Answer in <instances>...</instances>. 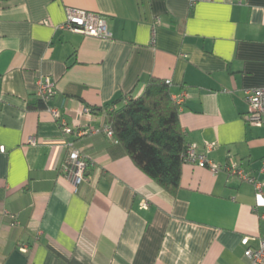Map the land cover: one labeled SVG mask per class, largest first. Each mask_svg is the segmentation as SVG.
<instances>
[{
	"label": "crops",
	"instance_id": "0c3cea01",
	"mask_svg": "<svg viewBox=\"0 0 264 264\" xmlns=\"http://www.w3.org/2000/svg\"><path fill=\"white\" fill-rule=\"evenodd\" d=\"M67 9L101 15L111 37L58 29ZM39 77L53 83L42 108ZM152 79L169 81L172 100L186 95V144L210 146L219 167L184 164L174 196L104 132L105 106ZM260 87L264 0H0V264H251L244 251L264 237V128L247 125L244 91ZM66 142L88 165L77 187ZM230 162L263 194L228 175Z\"/></svg>",
	"mask_w": 264,
	"mask_h": 264
},
{
	"label": "trees",
	"instance_id": "16d2710c",
	"mask_svg": "<svg viewBox=\"0 0 264 264\" xmlns=\"http://www.w3.org/2000/svg\"><path fill=\"white\" fill-rule=\"evenodd\" d=\"M45 104L39 100L32 107ZM104 110L113 138L123 145L133 163L174 196L188 146L178 119L179 106L171 99L168 85L152 79L140 97L115 99ZM96 111L101 109H91Z\"/></svg>",
	"mask_w": 264,
	"mask_h": 264
},
{
	"label": "built area",
	"instance_id": "2783aa9c",
	"mask_svg": "<svg viewBox=\"0 0 264 264\" xmlns=\"http://www.w3.org/2000/svg\"><path fill=\"white\" fill-rule=\"evenodd\" d=\"M57 28L89 37H111L106 21L101 15L78 9H67L66 21ZM164 84L169 85V81H165ZM52 95L53 83L47 78L39 77L36 82L35 96L39 100L47 103ZM185 97L186 95L183 93L180 97L174 98L173 101L179 105L183 102ZM244 101L248 107V113L245 115L247 125L264 128V87L245 90ZM48 111L55 121L61 120L59 110L48 109ZM60 123L62 125V133L64 135L72 133V130L67 127L63 120ZM104 132L108 138H113L112 130L109 126L104 128ZM29 142L34 144L35 140L32 138ZM64 147L67 152V157L65 159L63 169L67 173L68 177H70L74 182V186L77 187L85 181V173L88 165L86 161L80 157V153L74 148L72 142H66ZM210 151V146L205 148L204 153H198L196 148L192 145L188 146L185 153L184 163L206 167L215 173L219 170V167L208 160L207 154ZM4 152L5 148L1 146L0 153ZM223 169L228 173V175L238 178L241 182L254 186L255 191L258 194H263V185L259 183L255 177L249 175V173L240 164L230 162V164L226 165ZM241 245L246 247L248 245V239H242ZM244 256L251 262V264H264V237L259 240V245L256 249L246 248Z\"/></svg>",
	"mask_w": 264,
	"mask_h": 264
}]
</instances>
